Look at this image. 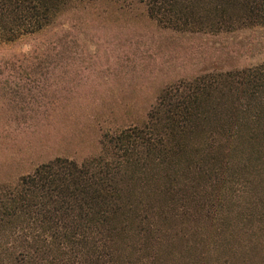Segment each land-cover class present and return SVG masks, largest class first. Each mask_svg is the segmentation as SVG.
Masks as SVG:
<instances>
[{
	"label": "rangeland",
	"instance_id": "1",
	"mask_svg": "<svg viewBox=\"0 0 264 264\" xmlns=\"http://www.w3.org/2000/svg\"><path fill=\"white\" fill-rule=\"evenodd\" d=\"M214 1L179 0L178 6L191 3L208 13ZM97 33L133 38L142 49L152 48L154 58L167 52L178 68L171 78L122 72L82 84L76 99L55 98L53 88L45 98L35 90L38 98L11 99L6 80L30 73L55 78L46 69L27 71L32 63L17 62L20 54L53 52L62 41L87 50ZM188 55L194 75L183 77L179 65ZM6 61L16 70L0 69V190L15 188L57 157L82 163L113 149L106 142L124 129L144 127L170 86L264 64V26L191 33L154 19L148 0H61L43 30L0 43V63ZM48 63H55L54 55L41 61ZM212 101L209 117L179 138L182 152L163 161L143 156L121 177L127 206L115 220V248L131 264H264V91L244 99L222 88Z\"/></svg>",
	"mask_w": 264,
	"mask_h": 264
},
{
	"label": "trees",
	"instance_id": "2",
	"mask_svg": "<svg viewBox=\"0 0 264 264\" xmlns=\"http://www.w3.org/2000/svg\"><path fill=\"white\" fill-rule=\"evenodd\" d=\"M148 1L154 19L180 31L218 33L239 23L264 26V0H216L208 13L195 10L191 3L180 7L179 0ZM60 3L0 0V43L43 30ZM233 8L237 13L231 11ZM117 35L97 33L98 39L93 45L87 44V50L74 51L72 41H62L60 45L54 43L53 52L49 47L36 48L32 56L22 53L16 61H30L26 67L32 69L27 71L40 74L46 69L55 76L54 81L30 73V77L16 76L2 84L8 86L11 99L25 95L33 99L35 90L45 98L53 88L55 98L69 100L83 96L82 84L97 85L122 72L138 78L173 76L172 68L178 66L170 63L167 52L154 58L152 48L142 49L133 38ZM53 55L55 63L42 66V59ZM189 60L188 55L179 65L181 74H186L183 77L194 75L188 71L192 66ZM14 65L13 61L1 62L0 69L14 72ZM222 88L233 90L239 98H257L264 91V64L206 72L187 83L170 86L159 97L144 127L124 129L106 142L113 149L105 147L99 157L82 163L57 157L24 176L15 188L0 190V264H131L115 248V220L127 206L121 177L143 156L154 154L163 161L182 152L184 145L179 138L196 131L209 117L213 97Z\"/></svg>",
	"mask_w": 264,
	"mask_h": 264
}]
</instances>
